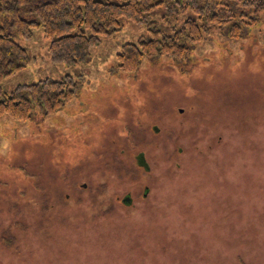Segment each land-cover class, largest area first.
<instances>
[{
	"label": "rangeland",
	"instance_id": "rangeland-1",
	"mask_svg": "<svg viewBox=\"0 0 264 264\" xmlns=\"http://www.w3.org/2000/svg\"><path fill=\"white\" fill-rule=\"evenodd\" d=\"M165 14L148 15L162 35L193 15ZM226 30L133 72L117 56L145 24L76 66L51 60L42 27L14 36L32 60L0 94L85 79L54 114L0 120V264H264V20Z\"/></svg>",
	"mask_w": 264,
	"mask_h": 264
},
{
	"label": "trees",
	"instance_id": "trees-1",
	"mask_svg": "<svg viewBox=\"0 0 264 264\" xmlns=\"http://www.w3.org/2000/svg\"><path fill=\"white\" fill-rule=\"evenodd\" d=\"M164 6V19L175 23L191 12L180 28L163 34L148 15ZM145 24L151 36L137 43H126L118 53V69L137 71L144 58L168 55L176 61L188 56L191 48L213 29H228L232 38L264 20V0H0V79L26 68L32 58L14 36L32 38L35 27H42L50 40L54 63L84 64L104 36L123 27L124 21ZM83 74L67 73L59 79L47 77L34 83L19 84L0 94V120L8 116L27 121L37 111L54 114L78 95Z\"/></svg>",
	"mask_w": 264,
	"mask_h": 264
}]
</instances>
